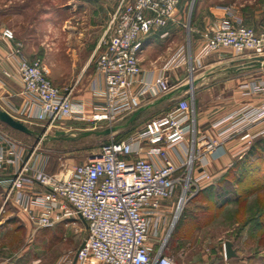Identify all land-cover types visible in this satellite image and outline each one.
I'll use <instances>...</instances> for the list:
<instances>
[{"label":"built area","instance_id":"obj_1","mask_svg":"<svg viewBox=\"0 0 264 264\" xmlns=\"http://www.w3.org/2000/svg\"><path fill=\"white\" fill-rule=\"evenodd\" d=\"M181 3L182 0L118 1L95 62L103 82V88L96 86L95 93L103 103L94 105L91 114L86 113L83 104L74 102L73 89L63 92L57 87L44 62L28 58L24 44L5 29L2 36L8 44L7 56L17 61L22 84L23 105L19 109L11 105V110L45 123L46 132L68 120L87 122L94 129L103 125L110 128L136 112L148 94L170 92L168 72L185 63L184 51L178 50L156 75L146 76H142L140 53L151 33L170 24H181ZM225 10L226 16L202 33L205 54L225 48L233 56H263L264 30L256 31L236 18L232 7ZM167 35L165 32L162 37ZM253 89L262 92L264 85ZM193 103V98H181L169 112L152 118L125 139L104 145L97 156L65 173L46 171L40 152L46 132L39 135L36 146H29L0 130V170L6 165L15 168L12 175L0 179L4 203L13 202L37 229L53 228L74 216L86 223L84 246H80L74 259L64 257L57 264H85L90 260L104 264H175L165 254L166 238L155 253L152 244L159 235L162 203L178 196L175 215L179 216L199 192L200 181L209 178L205 172L194 175L195 162L201 155L195 148L198 139L212 156L219 155L222 149L217 139L194 135L193 142H189L194 134L190 116ZM246 120H264V106L247 111L242 121ZM233 127L221 129L218 136L228 138ZM186 143H192L186 150L190 159L178 166L168 150Z\"/></svg>","mask_w":264,"mask_h":264},{"label":"crops","instance_id":"obj_2","mask_svg":"<svg viewBox=\"0 0 264 264\" xmlns=\"http://www.w3.org/2000/svg\"><path fill=\"white\" fill-rule=\"evenodd\" d=\"M118 1H116L115 7ZM228 7L232 6L226 4L216 5L200 12L201 20L195 30L193 29L190 43L186 46L183 43L177 44L178 47L176 46V50L184 51L183 54L187 57V62L186 67L181 64L168 72L172 90L156 96L148 94L139 108L142 109L140 115L134 122L129 123V126H135V130H137L152 118L169 112L181 98L188 100L193 98L194 103L191 104L190 116L194 134L189 137V142H193L194 135H196L197 138L217 139L221 142L222 148L219 155L212 156L205 150L204 143L199 139L198 144L195 145L201 155L195 162L194 175L197 177L202 172L208 173L209 178L203 179L199 184L200 190L208 195L215 191V186L228 173L229 167L238 158L242 159L243 154L248 153L256 142H264V120L257 122L252 120L242 121L247 111H253L264 106V91L256 92L253 89L255 85H264V55L254 56L246 54L233 56L230 50L225 48L209 54L204 52L205 40L202 33L209 29L217 20L225 17V9ZM233 10L236 18L242 20L248 26L253 27L256 31L264 30V16L259 18L257 15L255 17L256 23L250 25L241 12L234 8ZM178 18L181 21L180 15ZM179 28L177 24H170L165 29L151 33L145 39L143 50L140 53L142 76L148 74L156 75L163 68L169 57L166 59L164 55L154 54L152 49L155 46H162L176 38L177 35H180L181 31ZM4 30L5 28L0 30V94L3 96V110H6L15 118L21 119L27 125H39L42 122L20 116L19 113L11 110V105L18 109L23 105L22 84L17 71V61L7 56L8 44L2 36ZM165 32L168 35L162 37ZM100 44L101 41L98 42L96 50L100 48ZM29 47L28 42L25 41V52L30 59H35L36 55L28 52L30 50ZM91 62L92 56L84 62L70 58L73 72L69 73L67 71L64 75L54 74L44 63L49 70V78L63 92H65L66 84L71 80L72 82L77 81L78 84L81 83V87H76L77 90L73 93L74 102L83 104L87 114L94 112V105L103 103V98L95 93L96 86L97 89L103 88L102 79L98 77L96 68L88 75ZM76 67H78L77 72H75ZM184 71H187V75ZM7 74H10V76ZM187 84H192L191 90H180L181 86ZM133 114L128 115L125 120H130ZM0 125L10 128L1 122ZM232 125L235 127L230 131L228 138L223 140V138L218 136L221 129H226ZM32 130L35 132L32 137L38 140L41 133H37L34 129ZM246 134H249L248 138L244 137ZM191 144L188 145L186 143V145L177 146L176 150H168V155L176 165L180 166L183 161L190 159V154L188 155L186 150H189V146L191 148ZM42 160L46 161L47 168L48 158H42ZM14 169L13 166L6 165L0 170V179L12 175ZM202 196L185 205L186 215L182 226L175 235V242L178 245L174 250L166 247L165 254L172 258L175 264H249V261L253 258L245 253L243 245L245 240L249 238L248 234L251 224L244 223L243 225L234 217L232 218L235 213H229V207L234 205L237 210L239 203H231L225 207L224 210L228 212L225 213V222L227 221V216L230 215L231 217H228V225H226L228 228L224 227L223 235L218 236L216 241H214L212 234L207 233L206 229L208 227V229L211 227L221 228L219 222L222 221V217L210 218L211 215H216L219 209L216 208L213 211H209V206L206 202L201 201L204 199ZM4 199L5 191L0 187V227L6 223H16L17 227L30 228L33 226L25 212L11 201L5 204ZM177 203L178 196L164 200L162 203L160 208L162 219L158 226L159 235L156 239H152L154 253L157 252L159 243L168 235L167 230L176 213ZM257 227H264V220L258 218ZM190 230L194 231L190 233ZM262 232L261 230L257 231V239H261ZM226 241L233 243V248L237 254L230 259L225 255ZM182 243L185 244L181 245ZM197 244L199 245L196 246ZM256 255L261 258L262 264H264V249L259 250Z\"/></svg>","mask_w":264,"mask_h":264},{"label":"rangeland","instance_id":"obj_3","mask_svg":"<svg viewBox=\"0 0 264 264\" xmlns=\"http://www.w3.org/2000/svg\"><path fill=\"white\" fill-rule=\"evenodd\" d=\"M116 1L0 0V30L10 29L16 41L23 44L27 41L30 46L28 52L35 54V59H40L51 72L57 75H64L67 71L73 72L70 58L84 62L92 56L89 75L96 68L95 62L100 50V48L96 50V47L98 42L107 37L105 32ZM222 4L232 6L241 12L250 25L256 23L257 15L259 18L264 16V0H182L178 10V16H181V24L178 25L181 34L162 46H155L152 49L153 53L164 55L166 59L173 57L178 52L177 44L183 43L186 46L190 43L193 29L195 30L201 20L200 12ZM24 53L29 58L25 50ZM185 59L182 65L184 67H186L187 57ZM77 69L78 67L75 72ZM184 73L187 75V71ZM77 84V81L71 80L66 84L65 91L73 89L75 93L77 88L81 87V83L78 86ZM2 97L0 94L1 109L4 108ZM128 121L129 119L117 122L114 125L117 130L111 134L89 136H83L82 133L88 130L102 131L107 127L103 125L101 128L94 129L89 123L72 120L57 124L48 132H46L45 123L28 126L37 133H47L40 146L42 158H48L46 171L65 173L68 168L97 156L104 145L121 140L133 132L136 127L129 126ZM0 130L29 146H36L39 143L37 138L14 131L4 125H0ZM60 130L65 131L66 135L55 137V132ZM68 136L75 137V140L66 139ZM251 150H253L252 156L245 158L247 153L243 154L242 159L238 158L229 167L230 170H237L238 174L245 170L249 173L243 188L238 189L239 194H243L238 206L242 208L245 219L257 216L256 209H261V213L264 210V142H256ZM231 180L234 179L231 178ZM223 186L225 190L230 188V184ZM202 198L204 199L201 201L206 204L212 201L208 200L207 196ZM234 210H236L234 205L229 207L230 213L234 214ZM185 212L184 206L179 216L174 215L167 230L166 247L171 250L178 245L175 242V235L182 226L181 221ZM225 213L223 211L222 221L219 222L221 228L206 229L207 233L212 234L214 241L218 236L223 235L224 227L228 228L226 226L228 217H231L228 214L225 222ZM250 223L249 238L245 240L243 250L253 258L249 264H262L261 258H258L256 254L264 249V227L258 228L256 223ZM17 226L16 223H6L0 227V264H57L64 257L74 259L88 235L86 223L76 216L53 228L37 229L34 226L30 228ZM258 230L263 231L261 239H257ZM192 231L194 230H190V233ZM85 264L104 263L90 260Z\"/></svg>","mask_w":264,"mask_h":264},{"label":"trees","instance_id":"obj_4","mask_svg":"<svg viewBox=\"0 0 264 264\" xmlns=\"http://www.w3.org/2000/svg\"><path fill=\"white\" fill-rule=\"evenodd\" d=\"M132 133V132H131ZM129 133V135L131 134ZM128 135H126L123 139H125ZM122 140V139H121ZM252 151L250 149V151L246 154V157L245 158H249L250 156H252ZM231 169V168H230ZM228 171V173L219 181V183L215 186V191L212 192L210 195L208 194H204L203 191L199 190V192L194 196L192 197L188 202H192V201H195L198 197L202 196V197H205L207 196L208 200L211 199L212 201L207 205L209 206V211H213V209H219L218 213L216 215H211L210 218H214V217H222L223 215V211L225 213V207L230 203H239L241 200H242V193L239 194L238 192V189L240 187L243 188L244 184L246 183V179L249 177V173H248V170H245V171H242L238 174L237 170L233 171V170H230ZM233 178L234 180H231V178ZM225 184H230V188H228V190L224 189V186ZM235 195V196H234ZM225 200V202H224ZM228 201V203L226 204V202ZM186 204V205H187ZM222 209V210H221ZM221 210V211H220ZM242 208H238L235 212V215L232 216V218L234 217V219L238 220L239 222H241V224L243 223H250V222H253V223H256L257 225V220L258 218L264 220V210L263 212L261 213V209H256V212H257V216H255L254 218L250 219V218H247L245 219L244 215H243V212H241ZM227 212V211H226ZM230 213V212H229ZM233 214V213H232ZM186 215V212L185 214L183 215V219L181 221V225L183 223V220H184V216ZM246 215V214H245ZM243 219L244 222H243ZM251 224V223H250Z\"/></svg>","mask_w":264,"mask_h":264},{"label":"water","instance_id":"obj_5","mask_svg":"<svg viewBox=\"0 0 264 264\" xmlns=\"http://www.w3.org/2000/svg\"><path fill=\"white\" fill-rule=\"evenodd\" d=\"M191 89H192V84H187V85L180 87V90H184V91L191 90ZM141 111H142V109H139L136 112H134V114L132 115V117L130 118L128 123L134 122L136 120V118L140 115ZM0 122L6 124L7 126L12 128L13 130L24 133L26 135L32 136L35 134V132L27 124H25L22 120L15 118L9 112H7L6 110H3L1 108H0ZM116 130H117V127L113 126L110 128H106L102 131L88 130V131L83 132L82 135L83 136H89L92 134L108 135V134L115 132ZM65 135H66V132L63 130L55 132V137H60V136H65ZM38 138H40V136ZM66 139L75 140V137L68 136ZM83 246H84V242L82 243L81 247H83ZM225 255L229 259L232 257H235L237 255L236 251L233 248V243L230 241L225 242Z\"/></svg>","mask_w":264,"mask_h":264}]
</instances>
